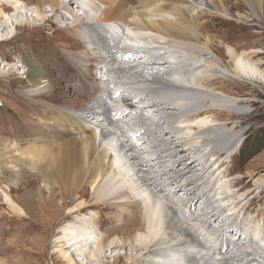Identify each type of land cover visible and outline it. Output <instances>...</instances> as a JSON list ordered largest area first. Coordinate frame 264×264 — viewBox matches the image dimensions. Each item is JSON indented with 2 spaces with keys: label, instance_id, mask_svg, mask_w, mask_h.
<instances>
[{
  "label": "bare ground",
  "instance_id": "bare-ground-1",
  "mask_svg": "<svg viewBox=\"0 0 264 264\" xmlns=\"http://www.w3.org/2000/svg\"><path fill=\"white\" fill-rule=\"evenodd\" d=\"M71 1L76 6L67 9ZM213 2L0 0V41L34 22H62L71 44L61 53L77 69L85 93V100L73 97L64 84L61 75L68 67H60L59 76L51 62L41 71L26 69L31 85L23 88L19 82V92L29 105L47 112V127L30 129L49 143L42 148L52 154L43 150L39 157L33 152L36 144L21 153L12 143L16 153L0 159L5 175L45 166L38 171L41 225H31L30 232L57 226L52 264H117L119 259L122 264H264V203L253 212L248 202L259 195L232 188L234 179L221 159L233 152L236 134L232 128L216 131L204 114L235 106L209 88L223 87L216 76L220 72L232 73L215 55V36L199 25L217 14ZM225 42L231 44L227 54L236 75L264 78L248 62L252 54L237 51L245 43ZM112 85L121 92L113 94ZM217 146L222 158L215 154ZM181 177L180 187H188L180 188L184 197L175 198L179 185L173 184ZM163 179L170 185L167 193ZM256 183L263 187L264 178ZM10 208L19 210L14 204ZM241 220L245 227H239ZM105 222L115 224L103 229ZM226 228L237 239H229ZM45 246L46 239L41 250ZM33 248L26 254L42 264L41 250ZM5 259L7 264L18 261L10 254Z\"/></svg>",
  "mask_w": 264,
  "mask_h": 264
},
{
  "label": "rangeland",
  "instance_id": "rangeland-1",
  "mask_svg": "<svg viewBox=\"0 0 264 264\" xmlns=\"http://www.w3.org/2000/svg\"><path fill=\"white\" fill-rule=\"evenodd\" d=\"M213 1L212 9L217 12L215 17H208L205 21L201 19L204 24H199L202 22L201 20H197V22L204 27L206 33L215 36L211 42L212 48L216 50L215 55L217 57H219L218 54L220 55L224 67L232 70V73L220 72L216 76L220 79L223 87L218 88L215 85H209V88L219 93V96L223 99L233 102L235 106L231 109L213 108L206 110L204 114L205 119L214 124L213 127L216 131H227L232 128L236 134L234 137L236 139H233V145L231 146V149H234L233 152L223 157L222 147L217 146L221 150L215 149V154L220 158L223 157L221 160L228 164V174L232 176L229 179H234L232 188L236 187L237 194L243 192L247 193L248 196L259 195L257 200L249 201L251 204L248 202L253 209L252 211L255 212L258 204L264 203V186L259 187V184L256 183L257 179L264 178V78L250 79L236 75L233 72L234 63L227 54V47H231V44L228 45L225 39L228 42L234 39V42L238 41L239 45L245 43V46L238 48L237 51L239 53H251L252 58L248 59V62L264 77V0H259L257 4L249 3L248 0ZM75 6L76 3L71 1L66 8L71 9ZM223 8L226 10L225 13ZM4 12L7 13L6 10ZM182 12L186 15L188 11ZM32 24L34 25L29 28L22 27L17 30L14 37L0 41V71L4 72V74H0V159L13 156L16 153L11 149L12 143L17 145V151L21 153H28L30 145L36 144L34 147H39L34 148L33 152L37 153L36 155L39 157L42 156V151L45 150L42 147L49 144L37 139L40 138V135L38 136L34 130L30 129V126H36L39 129L40 127L46 128L47 112L40 107L29 105L25 97H22L19 92L21 87L27 88L31 85V77H26L23 74L26 69L41 71L44 65L51 62L54 75L59 76L61 72H58V69L68 67L69 72L67 71L65 75H61L65 77L64 84L70 85V90L74 93L73 97L75 95L83 99L85 97L83 88L77 82V69L70 68V63L66 62L68 59H65L61 53L71 44V40L66 38L62 29H60L62 22L53 19L51 22H44L43 25L38 22ZM66 39L68 42L65 41ZM205 58L206 56H203L198 60L204 62ZM123 62L129 63L130 61ZM6 64L10 67L8 71L5 67ZM182 74L184 75V73ZM184 93L189 97H194V95L206 97L205 94ZM49 135L52 134L49 132ZM203 138L205 139L206 135ZM203 138H199V140L204 143ZM234 145H237L236 148ZM46 150L43 152H46ZM48 151L47 155H51L52 150L49 149ZM44 167V165H38L32 173L26 172L22 168L19 172H13L9 175L0 174V264L4 262V264H7L5 257L9 254L12 259H18L17 264H36L38 261L35 260V257L29 259L27 248L34 247L35 250L36 248L41 250L44 239H46V246L44 251L41 250L40 262L42 264H52L51 254L56 249L53 241L57 226H54V224L50 231L47 230L44 233L42 231L30 232L31 225L35 224L37 227L41 225L39 217L42 182L38 171H41ZM168 179L167 181L172 180V178ZM180 180H182V177L173 184L179 185V191L174 193L175 198L184 197L181 189L188 187H180L183 183L182 181L179 182ZM164 181L161 188L167 189V193L170 185L167 184L166 180ZM13 204L19 209L14 213L10 208ZM194 205L196 209L198 201H195ZM191 211L193 210L191 209ZM18 215L20 216L17 220ZM24 217L25 219L21 220ZM203 217H207V214L204 213ZM214 217L215 215H213ZM243 223L241 220L238 224L239 227H245ZM114 224L115 222H105L103 229H108ZM230 231L226 228L225 234L228 236L231 233ZM238 231L240 232L236 229L235 233H238ZM38 243L39 245H37ZM15 250H19L20 253H16ZM11 252L17 256L13 257ZM6 253L9 254L6 255ZM211 254L217 256L213 252ZM76 261L79 260L76 258ZM106 261L110 263L112 257L106 258ZM122 262L123 259H119L117 264H122ZM80 263L84 264V261L80 260ZM55 264H60V261L55 262Z\"/></svg>",
  "mask_w": 264,
  "mask_h": 264
}]
</instances>
